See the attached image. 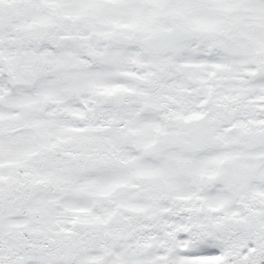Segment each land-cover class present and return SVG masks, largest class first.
I'll return each instance as SVG.
<instances>
[{
  "label": "snow or ice",
  "instance_id": "snow-or-ice-1",
  "mask_svg": "<svg viewBox=\"0 0 264 264\" xmlns=\"http://www.w3.org/2000/svg\"><path fill=\"white\" fill-rule=\"evenodd\" d=\"M0 264H264V0H0Z\"/></svg>",
  "mask_w": 264,
  "mask_h": 264
}]
</instances>
